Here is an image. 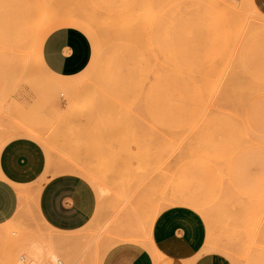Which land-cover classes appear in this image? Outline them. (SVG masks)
Wrapping results in <instances>:
<instances>
[{"label":"rangeland","instance_id":"374dc122","mask_svg":"<svg viewBox=\"0 0 264 264\" xmlns=\"http://www.w3.org/2000/svg\"><path fill=\"white\" fill-rule=\"evenodd\" d=\"M130 1L135 14L150 17L142 16L149 40L139 49L143 18L132 16L140 17L132 69L121 50V65L111 64L127 73L110 72L116 66L101 51L116 38L103 21L86 28L81 20L70 26L81 67L66 77L50 73L39 53L45 32L31 31L42 15H60L44 26H75L65 14L98 20ZM135 49L148 52L142 59ZM19 129L42 144L55 174L82 177L96 205L74 231L48 227L33 210L0 228V264H102L119 242H148L157 216L178 205L204 217L209 264H264V141L254 137L264 138V11L256 0H0V142L24 135H12ZM79 161L89 176L70 170Z\"/></svg>","mask_w":264,"mask_h":264},{"label":"crops","instance_id":"0c3cea01","mask_svg":"<svg viewBox=\"0 0 264 264\" xmlns=\"http://www.w3.org/2000/svg\"><path fill=\"white\" fill-rule=\"evenodd\" d=\"M256 4L264 11L259 0ZM70 26L76 27L58 21L39 30L45 32L40 57L50 73L59 77L71 76L81 67L79 41ZM15 134L24 135L0 142V228L31 210L56 230L86 226L96 205L87 182L76 174H55L42 144L25 136L24 129ZM51 240L57 242L56 235ZM207 240L208 227L202 214L188 206H173L157 216L148 242H119L102 264H209L204 253Z\"/></svg>","mask_w":264,"mask_h":264},{"label":"bare ground","instance_id":"6f19581e","mask_svg":"<svg viewBox=\"0 0 264 264\" xmlns=\"http://www.w3.org/2000/svg\"><path fill=\"white\" fill-rule=\"evenodd\" d=\"M134 2V1H133ZM144 2V1H143ZM130 4H132L131 6L129 5V7H128V5H127V7H128V9H127V7H126V10L124 9L125 7L123 6V5H120V6H123V8L121 7L120 8V6H119V8L117 7V9H121V10H118L117 12H113L112 10L114 9L113 7H111L112 8V10H110V14H111V16H110V14L108 13V12H105L103 15L101 14L100 16V18H98V20H97V18H95V16H97L98 17V14L96 15V14H94V18L89 14V13H81L83 16H87L86 17V19L84 18H81V17H79V16H77V15H75V13L74 14H65V15H71V16H73L74 17V20H75V26L76 25H79L80 23H81V20H83L84 22H86V28H90V27H98L99 28V26L101 25L102 27L101 28H103V27H105L104 29L105 30H108L111 34H113L114 35V37L116 38L115 40H116V43L115 42H113V44H110L109 46H110V48L111 49H108L107 47H103L104 49H106L105 51H101V52H106L107 53V55L105 56V55H102V56H104V57H107V59H109L110 61H108V62H110V64L112 63V61H113V63H115V64H118V61L121 59V54H123V51L125 52L124 54H126V57L127 58H125V59H123V60H126V64H128L129 65V68L127 67V65H125V67H127L128 69H130L131 68V66L133 65V62L135 61L134 59H132V60H134V61H132V60H129L128 61V59H129V57H131V55H130V53L131 54H133V52H131L132 50V43H133V39H135L136 37H137V35L135 36V33L137 32V30H135L134 29V23L135 22H137V19H139L140 17H142L143 16V12H142V14H135L134 12H136V11H133V9L134 10H137V8H134V5H133V3H131V1H130ZM83 5V4H82ZM81 5V6H82ZM112 5V4H111ZM125 5V6H126ZM138 5H140V4H138ZM141 5H143V4H141ZM70 6V5H69ZM69 6H67V7H69ZM73 6V5H72ZM70 7V9L71 8H73V7ZM114 6V5H113ZM147 6V5H146ZM146 6H140V8L141 7H143V9L144 10H142V11H145L146 10ZM54 7H56V6H54ZM53 7V8H54ZM61 7V6H60ZM59 7V9H62V8H60ZM65 7V6H64ZM66 7V8H67ZM76 7V6H75ZM80 7V6H79ZM87 7V6H86ZM91 7V6H90ZM115 7V6H114ZM132 7H133V9H132ZM93 8H95V7H93ZM116 8V7H115ZM56 9H58V8H55V10ZM75 9V8H74ZM98 9V8H97ZM147 9L149 10L150 8H149V6L147 7ZM66 10V9H65ZM67 10H68V8H67ZM93 10H96V9H93ZM42 11V10H41ZM40 11V12H41ZM48 11L51 13V11H53V9H48ZM57 11V10H56ZM70 11V10H69ZM91 11V10H90ZM99 11V10H98ZM114 11H116V9H114ZM122 11V12H121ZM138 11H140V10H138ZM138 11L136 12V13H138ZM45 12V11H44ZM47 12V11H46ZM58 12V11H57ZM72 12H73V9H72ZM113 12V13H112ZM118 12H121V13H118ZM141 12V11H140ZM139 12V13H140ZM147 12V11H146ZM149 12H150V10H149ZM148 12V13H149ZM63 13V12H62ZM96 13V12H95ZM85 14V15H84ZM112 14H114V15H112ZM133 14L134 15H139L140 17H135L134 16V18L132 17L133 16ZM159 15L157 16L156 15V22H155V28L157 29V28H159L158 29V31L160 30V28H163L164 27V22H163V20H162V14L161 13H158ZM47 15V14H46ZM44 15V17H43V15H42V17L41 18H39L38 19V22L37 23H34V25L31 27V31H32V28H33V30L34 29H40L41 27H43L46 23H48V22H50V21H52V20H55V19H57L58 17L57 16H60V15H54V14H50V15ZM144 15H148L147 13H145ZM39 16V15H38ZM91 16V17H90ZM102 16H109V17H105V19L103 20V18L104 17H102ZM149 16H150V14H149ZM90 19H89V18ZM148 17V16H147ZM38 17H36L35 19H37ZM88 18V19H87ZM102 18V19H101ZM109 18V19H108ZM143 18V20L141 21V19ZM140 20H138L139 22V27L138 28H140V30H141V28H146L147 27V25H148V23H147V21H144V19L145 20H147V19H149L150 17H148L147 19H146V17L144 16V17H142ZM160 18V19H159ZM93 19V20H92ZM159 19V20H158ZM80 20V21H79ZM133 20H136L135 22L133 21ZM35 21V20H34ZM99 21H103V22H100L101 24L99 25V24H97V22H99ZM80 22V23H79ZM138 23H136V24H138ZM141 23H143L144 25H142ZM28 26V25H27ZM114 26H116V27H114ZM138 26V25H137ZM111 27H114V28H111ZM26 28V27H25ZM136 28V27H135ZM103 29V32H105V30ZM132 29H134V30H132ZM108 31H106V33L108 32ZM136 31V32H135ZM139 31V30H138ZM158 31H156L155 30V34H157L155 37H157L158 35H159V33L161 34V31L159 32V33H156V32H158ZM132 32L134 33V36H133V34H132ZM142 33V30L141 31H139V33L137 32L136 34H139L138 36H140V37H137V38H140V40L139 39H135L136 41H137V43H138V45H139V49H140V45L142 44V42H144L147 38H149V36H147L145 33L144 34H141ZM164 32V31H163ZM105 34V33H104ZM108 35V34H107ZM143 35V36H142ZM105 36V35H104ZM142 36V37H141ZM144 36H147L145 39L143 38ZM162 36H164L163 34H162ZM106 37V36H105ZM132 37H133V39H132ZM155 37H153V39H155ZM112 38V37H111ZM111 38H109V39H111ZM159 38V37H158ZM161 38H163L164 39V37H161ZM172 38V37H171ZM141 40H144V41H141ZM147 40H149V39H147ZM132 41V42H131ZM158 41V39L156 40V42ZM159 41H160V39H159ZM159 41H158V43H159ZM139 42H141V43H139ZM149 42V41H148ZM161 42V41H160ZM103 43V42H102ZM167 43V42H166ZM134 44H135V42H134ZM160 44H162V43H160ZM160 44H158V45H160ZM165 44V43H164ZM100 45H101V43H100ZM104 45V44H103ZM143 45V44H142ZM142 45H141V47H142ZM156 46H157V44H155ZM105 46V45H104ZM145 47L146 46H148V43H147V45L145 44L144 45ZM101 47V46H100ZM158 47V46H157ZM142 49V48H141ZM165 49V48H164ZM100 50H101V48H100ZM121 50H122V53H121ZM143 50V49H142ZM147 50H148V48H147ZM135 51H137V52H139L138 50H136L135 49ZM110 52V53H109ZM147 52L148 51H146V52H139V54H140V56H141V58L143 59L144 57H142V53H145V55L147 54ZM160 52V51H159ZM112 53V54H111ZM121 53V54H120ZM164 53V52H163ZM101 54V53H100ZM103 54V53H102ZM123 54V55H124ZM138 56H139V54L138 53H136ZM162 54V53H161ZM130 55V56H129ZM134 55V54H133ZM132 55V56H133ZM139 56V57H140ZM119 57H120V59H119ZM138 57V58H139ZM103 58V57H102ZM115 58H116V60H118V61H115ZM134 58H135V56H134ZM106 59V58H105ZM140 59V58H139ZM101 60H103V59H101ZM122 60V59H121ZM121 60H120V62H119V64L121 63ZM138 60V59H137ZM106 62H107V60H105ZM115 61V62H114ZM131 64V66H130V64ZM105 63V62H104ZM142 63V62H141ZM114 64V65H115ZM139 64V65H138ZM138 64H137V66L138 67H140V62L138 61ZM212 64V63H211ZM214 64V63H213ZM109 65V64H108ZM113 64H111V66H114ZM121 65V64H120ZM122 65H123V61H122ZM105 66H106V64H105ZM110 66V65H109ZM110 66V67H111ZM116 67H114V70L112 69V67H111V69L112 70H110V68L109 69H107V70H110V72L111 71H113V72H116V70L115 69H117V71L118 72H120L121 74H123L122 72H126L127 73V71H126V69L127 68H125V70L124 69H122V68H124V67H122L121 69L123 70V71H121V69L120 70H118V68H120V66L119 65H115ZM119 66V67H118ZM106 68V67H105ZM132 68H133V66H132ZM131 68V69H132ZM212 68V67H211ZM215 68V67H214ZM217 68V67H216ZM138 69V68H137ZM207 69V68H206ZM219 69V68H218ZM105 69H103V71H104ZM104 71V72H106V73H109L108 71ZM134 71H135V68L133 69ZM129 71L128 72V74L130 73V74H132V72H134V71ZM214 69H212V71H213ZM222 70V69H221ZM217 71V70H216ZM112 72V73H113ZM211 72V71H210ZM209 72V73H210ZM221 72H223V70L221 71ZM119 73V74H120ZM126 73H124V74H126ZM206 73V72H205ZM118 74V73H117ZM207 74V73H206ZM163 75V74H162ZM212 75V74H211ZM204 76V75H203ZM214 76V75H213ZM219 76H220V73H219ZM222 76V75H221ZM230 76V75H229ZM157 77V76H156ZM233 77V76H232ZM215 78V77H214ZM228 78V77H227ZM202 79L204 80L205 78H203L202 77ZM218 79H220L219 77H218ZM230 79V78H229ZM162 80V79H161ZM160 80V81H161ZM190 80V79H189ZM202 80V81H203ZM213 80V79H212ZM196 81V80H195ZM218 81V80H217ZM192 81L190 80L189 81V84L191 83ZM197 83H199L198 81H197ZM207 83V82H206ZM210 82H208V84H209ZM213 83V82H212ZM218 83V82H217ZM191 84H193V83H191ZM223 84V83H222ZM235 84V83H234ZM162 85V84H161ZM199 85V84H198ZM197 85V86H198ZM206 85V84H205ZM218 85V84H217ZM163 86H164V84H163ZM162 86V88L164 89V87ZM189 86V85H188ZM202 85H200V87H201ZM212 86V85H211ZM229 86V85H228ZM190 87V86H189ZM234 87V86H233ZM161 88V89H162ZM222 88V87H221ZM235 88V87H234ZM156 89V88H155ZM204 90V89H203ZM216 90V89H215ZM235 90V89H234ZM233 90V91H234ZM205 91V90H204ZM222 92H223V90H222ZM210 93V92H209ZM237 93V92H236ZM211 94V93H210ZM229 94V93H228ZM217 95V94H216ZM222 95V94H221ZM224 95H226V94H224ZM232 95H233V93H232ZM240 95V94H239ZM218 96H219V94H218ZM209 97V96H208ZM226 97V96H225ZM228 98H229V96H228ZM209 99H210V97H209ZM220 99V98H219ZM233 99V98H232ZM232 99H230V100H232ZM223 100V99H222ZM221 99H220V101H222ZM226 100V99H225ZM234 100V99H233ZM208 101V100H207ZM213 101V100H212ZM219 100L217 101V102H219V103H221ZM216 102V103H217ZM223 102V101H222ZM233 102V101H232ZM231 102V103H232ZM215 103V104H216ZM225 103V102H224ZM227 104H228V101L226 102ZM211 104V103H210ZM219 105V104H218ZM228 108V107H227ZM211 110H212V108H211ZM220 112V111H219ZM222 112V111H221ZM220 112V113H221ZM207 114H209V113H207ZM212 114H214V112L212 113ZM211 114V115H212ZM224 114H227V112L225 113L224 112ZM210 115V114H209ZM208 116V115H207ZM229 116V115H228ZM210 117V116H209ZM209 121V120H208ZM217 124V123H216ZM211 125V124H210ZM219 126H221V124L219 125ZM224 127V126H223ZM205 128V127H204ZM210 128V127H209ZM216 128H217V126H216ZM219 130V129H218ZM221 130H223V129H221ZM208 131V130H207ZM218 131H216V133H217ZM222 132V131H221ZM219 133H220V131H219ZM219 133H217V134H219ZM214 134H215V132H214ZM219 136V135H218ZM255 137V136H254ZM256 138V140H258V142L259 141H264V139H259V138H257V137H255ZM243 144H245V142L243 143ZM243 147V146H242ZM238 149V148H237ZM100 155V154H99ZM157 156V155H156ZM100 158V157H99ZM99 164V163H98ZM157 164V163H156ZM155 164V165H156ZM160 164V163H159ZM95 166V165H94ZM154 166V165H153ZM157 166H159V165H157ZM70 170H73V171H75V172H81V173H84V174H87L88 176L90 175V174H88V171H89V165H88V163L86 164V163H84V162H77V163H72L71 164V168H70ZM126 170V169H125ZM156 170V169H155ZM161 170H159V172H160ZM95 172H97V171H95ZM127 172V171H126ZM157 171H155V173H156ZM158 172V173H159ZM123 173V172H122ZM154 173V172H153ZM95 174V173H94ZM94 174H92V175H94ZM99 174V173H98ZM157 174V173H156ZM160 174V173H159ZM124 175V174H123ZM132 175V174H131ZM156 176V175H155ZM158 176V175H157ZM160 176V175H159ZM131 177V176H130ZM153 177H154V175H153ZM132 178H133V176H132ZM132 178H131V180H132ZM160 178V177H159ZM152 179V177L150 178V180L149 181H153V179ZM155 179V178H154ZM156 180V179H155ZM157 180H159L158 178H157ZM156 180V181H157ZM129 183H130V181H129ZM132 183V182H131ZM156 183V182H155ZM158 183V182H157ZM151 184V183H150ZM122 186V185H121ZM152 188V187H151ZM103 189H101V193L103 192L102 191ZM105 193V192H104ZM253 206H254V204H253ZM264 206V205H263ZM59 241H66V242H68V243H74L75 242V240H74V236H67V237H56Z\"/></svg>","mask_w":264,"mask_h":264},{"label":"snow or ice","instance_id":"6c2138e0","mask_svg":"<svg viewBox=\"0 0 264 264\" xmlns=\"http://www.w3.org/2000/svg\"><path fill=\"white\" fill-rule=\"evenodd\" d=\"M262 6H264V0H259Z\"/></svg>","mask_w":264,"mask_h":264}]
</instances>
